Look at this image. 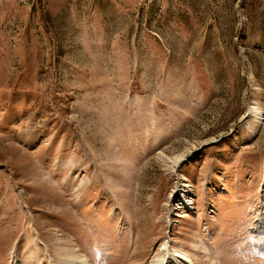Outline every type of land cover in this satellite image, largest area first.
I'll list each match as a JSON object with an SVG mask.
<instances>
[{"label":"rangeland","instance_id":"374dc122","mask_svg":"<svg viewBox=\"0 0 264 264\" xmlns=\"http://www.w3.org/2000/svg\"><path fill=\"white\" fill-rule=\"evenodd\" d=\"M164 244L264 264V0H0V264Z\"/></svg>","mask_w":264,"mask_h":264},{"label":"bare ground","instance_id":"6f19581e","mask_svg":"<svg viewBox=\"0 0 264 264\" xmlns=\"http://www.w3.org/2000/svg\"><path fill=\"white\" fill-rule=\"evenodd\" d=\"M167 244H164L162 247V250L164 251L162 257L157 261V264H170V261H172V264H181L182 262L184 263H190V259L188 256L183 254L180 251H174V253L170 254L167 250L169 247L166 246ZM76 255V254H75ZM77 256V255H76ZM68 258V257H67ZM77 259L82 263V264H87V259L85 256H77Z\"/></svg>","mask_w":264,"mask_h":264}]
</instances>
